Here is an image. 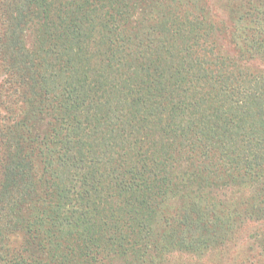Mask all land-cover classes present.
<instances>
[{
  "label": "trees",
  "instance_id": "1",
  "mask_svg": "<svg viewBox=\"0 0 264 264\" xmlns=\"http://www.w3.org/2000/svg\"><path fill=\"white\" fill-rule=\"evenodd\" d=\"M203 1L0 0V264H169L264 222V0L227 2L236 56Z\"/></svg>",
  "mask_w": 264,
  "mask_h": 264
},
{
  "label": "rangeland",
  "instance_id": "2",
  "mask_svg": "<svg viewBox=\"0 0 264 264\" xmlns=\"http://www.w3.org/2000/svg\"><path fill=\"white\" fill-rule=\"evenodd\" d=\"M228 1L204 0L206 7L203 3H200V6H204V9L200 8V10L202 9L203 13H205V10L209 11L217 24L223 26V32L217 37L219 47L222 48L224 53L236 56L238 49L231 42L233 26L229 19ZM257 63L254 66L264 70V62L259 61ZM245 192L247 190L244 191V194ZM260 234L261 236L264 234V222H246L242 224L236 241L221 248L210 250L203 255L175 253L169 257V264H264V260L258 252L260 249L257 240Z\"/></svg>",
  "mask_w": 264,
  "mask_h": 264
}]
</instances>
